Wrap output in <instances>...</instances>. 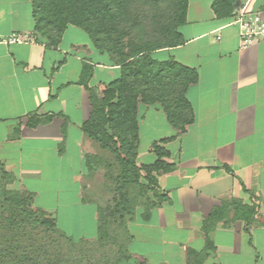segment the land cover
I'll return each mask as SVG.
<instances>
[{
    "label": "crops",
    "instance_id": "crops-1",
    "mask_svg": "<svg viewBox=\"0 0 264 264\" xmlns=\"http://www.w3.org/2000/svg\"><path fill=\"white\" fill-rule=\"evenodd\" d=\"M212 1L188 0L184 42L152 53L197 71L185 92L193 120L179 132L159 105H138L137 166L172 137L159 143L172 168L155 174L153 206L128 224V248L148 264H264V37L242 47L232 17H216ZM239 2L264 15V0ZM31 10L28 0H0V162L44 210L57 215L60 198L73 196L95 233L96 198L85 195L96 196L88 179L101 169L87 163L111 155L81 128L91 107L78 80L83 63L91 88L120 69L73 25L48 46ZM13 33L25 40L11 42ZM42 193L60 202H37Z\"/></svg>",
    "mask_w": 264,
    "mask_h": 264
},
{
    "label": "trees",
    "instance_id": "trees-1",
    "mask_svg": "<svg viewBox=\"0 0 264 264\" xmlns=\"http://www.w3.org/2000/svg\"><path fill=\"white\" fill-rule=\"evenodd\" d=\"M31 4L34 32L56 46L68 25L83 30L92 46L105 52L112 65L119 66V76L109 83L88 87L91 65L83 63L78 83L89 91L90 115L82 123L83 132L112 155L113 161L89 157L94 164L103 161L105 176H112L115 190L113 206L97 216L96 238L104 246L110 238L111 225L124 229L126 243L116 244L114 258H102L96 264H148L132 256L128 248L129 229L125 216L134 215L132 185L140 195L148 192L156 197L155 174L169 170L171 165L161 160L167 154L159 143L152 144L156 160L136 165L138 146V105L157 104L169 123L179 132L193 120V111L185 98L186 89L197 81V71L173 59L158 61L152 53L158 49L181 45L184 39L179 26L186 21L188 0H28ZM239 0H213L216 17H233L240 9ZM16 177L0 162V264H95L80 255H68L60 249L64 243L75 249L78 239L60 232L55 221L40 209H32V193L8 189ZM144 183H141L140 180ZM148 206L153 200L146 197ZM28 227L43 228L46 238L28 239ZM41 228V229H42ZM22 231V232H21ZM25 237V238H24Z\"/></svg>",
    "mask_w": 264,
    "mask_h": 264
},
{
    "label": "rangeland",
    "instance_id": "rangeland-1",
    "mask_svg": "<svg viewBox=\"0 0 264 264\" xmlns=\"http://www.w3.org/2000/svg\"><path fill=\"white\" fill-rule=\"evenodd\" d=\"M107 152L108 155L110 156L111 155L110 152L108 150ZM110 161H113L112 155L110 156ZM112 165H113L111 171L112 174L105 176L106 168L103 161L94 164L96 168H100L101 170L98 171V173L96 174L97 176L93 177L92 175L88 179L94 186L97 187L96 196L85 195L86 200H89L90 198L93 199V197L96 198L94 201L96 206V229H97V216L99 215V213L103 215L106 214L108 209L106 207L113 206L115 202L114 199L116 194L114 190V183L111 178L116 174V167H115L116 165L115 163ZM140 181L141 183H144L142 179ZM49 183H50L49 187L52 188L53 182L50 181ZM6 187L8 189H16L20 193H29V192L32 193L31 191L23 188L20 184V180L18 179H16V182L14 183L7 184ZM139 193H141L139 188L132 185L129 190V195L133 198V203L131 208L134 211V215L125 216V220H124L125 227L128 226L131 220H133L137 211H139L145 205L148 206V204H145L146 197L149 196L151 200L153 198L151 196L152 195L151 192H148L147 194H145V196H142ZM31 199H32L31 200L32 202L30 204L31 208L40 209L46 214V216L52 218L55 221L56 229H58L60 232L64 233L67 236L82 241V243L76 244L75 249H71V250L70 247H67L64 243H62L60 245L61 246L60 249L62 252L67 253L68 255L70 254L80 255L82 259L84 260L86 259V261H90L92 263L94 261L95 264H96L95 260L100 261V263H104L105 260H103L102 258L104 259L108 258L109 261H111L112 258H114L113 256L115 254L114 251L116 250V244L126 243L127 241L124 229H121L120 226H118L116 223V225H111L108 228V232L110 235V238L107 241L108 244L104 246H100L97 242L96 231L94 233V228L89 218L88 208H85L84 209L85 211L81 210L80 206L74 204L75 198L71 195L60 198V201L64 200L61 202L59 201L60 203L57 202L56 197L51 196L50 194L44 195V193H42V195L38 196L37 202H41L43 200V202L49 204L50 203L56 204V202L59 203V205H57V215L55 211H47L40 208L35 202L34 195L32 196ZM38 228L35 229V227H28L27 229H25L23 231L25 237L28 239H39V240L45 239L47 234L43 232L42 227H40V229Z\"/></svg>",
    "mask_w": 264,
    "mask_h": 264
},
{
    "label": "built area",
    "instance_id": "built-area-1",
    "mask_svg": "<svg viewBox=\"0 0 264 264\" xmlns=\"http://www.w3.org/2000/svg\"><path fill=\"white\" fill-rule=\"evenodd\" d=\"M231 23L238 28L239 41L242 47L264 37V15L262 13L249 12L242 7L234 13ZM9 40L11 42H21L25 40V37L13 33Z\"/></svg>",
    "mask_w": 264,
    "mask_h": 264
}]
</instances>
